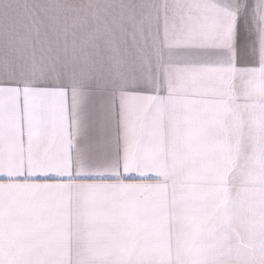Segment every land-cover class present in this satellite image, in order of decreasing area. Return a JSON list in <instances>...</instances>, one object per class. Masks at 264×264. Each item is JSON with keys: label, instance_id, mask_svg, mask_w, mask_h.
Returning a JSON list of instances; mask_svg holds the SVG:
<instances>
[{"label": "snow or ice", "instance_id": "snow-or-ice-1", "mask_svg": "<svg viewBox=\"0 0 264 264\" xmlns=\"http://www.w3.org/2000/svg\"><path fill=\"white\" fill-rule=\"evenodd\" d=\"M0 264H264V0H0Z\"/></svg>", "mask_w": 264, "mask_h": 264}]
</instances>
